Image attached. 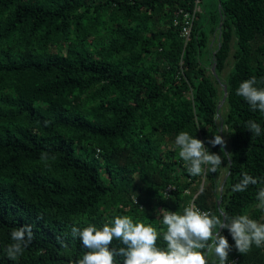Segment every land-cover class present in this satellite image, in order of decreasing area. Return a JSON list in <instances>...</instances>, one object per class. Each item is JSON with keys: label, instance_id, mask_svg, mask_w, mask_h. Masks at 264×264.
Masks as SVG:
<instances>
[{"label": "trees", "instance_id": "16d2710c", "mask_svg": "<svg viewBox=\"0 0 264 264\" xmlns=\"http://www.w3.org/2000/svg\"><path fill=\"white\" fill-rule=\"evenodd\" d=\"M195 6L0 0V264H69L88 250L73 225L117 215L166 230L159 209L193 203L222 218L264 219L255 206L262 185L232 189L245 171L264 177V113L236 93L242 80L264 76V0H210L208 8L199 0L185 37L184 13ZM233 47L222 113L219 78ZM181 130L221 155L216 172H187L174 142ZM216 133L223 151L211 143ZM169 184L176 189L167 197ZM24 224L32 241L9 258L10 233ZM219 234L233 245L229 261L264 264V246L241 253L229 229ZM112 246L124 245L114 238Z\"/></svg>", "mask_w": 264, "mask_h": 264}, {"label": "clouds", "instance_id": "9594fccd", "mask_svg": "<svg viewBox=\"0 0 264 264\" xmlns=\"http://www.w3.org/2000/svg\"><path fill=\"white\" fill-rule=\"evenodd\" d=\"M236 93L249 103L251 109L264 113V76L252 75L242 80ZM247 128L255 134L262 132L261 123L255 120L248 121ZM223 139L220 133H216L211 143L220 144L223 151ZM174 142L188 173L197 175L205 169L216 172L220 167L221 155L210 152L195 134L181 130L175 135ZM229 155L224 152L225 157ZM250 183L262 185L256 193L255 206L264 211V177L245 171L232 189L244 191ZM200 190H203L202 186ZM161 214L159 223L166 226V230L134 220L130 215H117L101 225L88 223L82 228L73 225L72 234L79 237L88 250L70 260L69 264H230L228 251L233 245L226 235L217 234L221 227L230 230L235 240L234 247L241 253L252 245L264 246V219L254 218L247 211L222 218L190 205L182 212L159 209ZM32 228L31 224H24L11 231V242L4 248L9 258L21 255L31 243L34 236ZM114 238L124 246H112ZM158 238L166 244L159 245Z\"/></svg>", "mask_w": 264, "mask_h": 264}, {"label": "built area", "instance_id": "2783aa9c", "mask_svg": "<svg viewBox=\"0 0 264 264\" xmlns=\"http://www.w3.org/2000/svg\"><path fill=\"white\" fill-rule=\"evenodd\" d=\"M200 10H201V7L199 6V0H196V6H195L193 13H190V12L184 13L185 25L183 26V35L185 37H189V35L191 33V26H192V23L194 21L195 15ZM224 141H225V137L223 139V144H224ZM175 189H176V185L169 184L164 190V195L168 197L170 195V193L172 191H174ZM186 192L189 193V190H186ZM135 201H136V199H135ZM192 206H195V205L192 203ZM230 264H239L238 259L237 258L232 259L230 261Z\"/></svg>", "mask_w": 264, "mask_h": 264}, {"label": "rangeland", "instance_id": "374dc122", "mask_svg": "<svg viewBox=\"0 0 264 264\" xmlns=\"http://www.w3.org/2000/svg\"><path fill=\"white\" fill-rule=\"evenodd\" d=\"M205 3H206V7L208 8L209 7V4H210V0H205ZM234 51H235V48L233 47L232 54H231V56L229 57V60H228V64H227L225 70L223 71L222 75L220 76V81L219 82L221 84H219V89H220V92L221 93L223 91V85H222V83H224L223 81L226 79V77H227L228 73L230 72V70H231V68H232V66L234 64V61H235V58H234V55H233ZM222 96H224V95L221 94V97ZM222 99H223V97H222ZM220 110L222 111V113H224L227 110V107H226V103L225 102L222 104Z\"/></svg>", "mask_w": 264, "mask_h": 264}, {"label": "water", "instance_id": "95a60500", "mask_svg": "<svg viewBox=\"0 0 264 264\" xmlns=\"http://www.w3.org/2000/svg\"><path fill=\"white\" fill-rule=\"evenodd\" d=\"M219 5L221 6V3ZM221 24H220V26H221ZM215 66L216 65L214 64L213 67H212V70H213L214 74L216 75V77L219 78L218 75H217L216 67ZM219 80H220V78H219ZM222 85H223V88H224V96H223V99L221 100V102L218 105V111H220L222 104L226 101L227 96H228V87H227V85L225 83H222ZM222 189H223V185H221V191H222ZM224 217H225V215H224ZM223 228L224 227H221L219 229L218 233L221 232L223 230Z\"/></svg>", "mask_w": 264, "mask_h": 264}]
</instances>
